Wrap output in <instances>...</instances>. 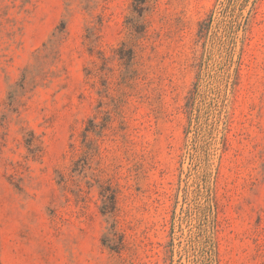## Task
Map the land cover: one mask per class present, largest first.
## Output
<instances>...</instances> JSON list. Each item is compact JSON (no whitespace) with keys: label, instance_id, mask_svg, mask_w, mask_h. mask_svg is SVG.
<instances>
[{"label":"rangeland","instance_id":"1","mask_svg":"<svg viewBox=\"0 0 264 264\" xmlns=\"http://www.w3.org/2000/svg\"><path fill=\"white\" fill-rule=\"evenodd\" d=\"M132 10L0 0L1 264H264V0Z\"/></svg>","mask_w":264,"mask_h":264},{"label":"trees","instance_id":"2","mask_svg":"<svg viewBox=\"0 0 264 264\" xmlns=\"http://www.w3.org/2000/svg\"><path fill=\"white\" fill-rule=\"evenodd\" d=\"M146 4L147 0H133V13L134 16L131 19V23L133 24L134 27L137 28L138 25H140V20L143 17L145 11H146ZM65 27H63V31L60 30L59 33L64 32ZM102 197L104 198V206L102 208V212L108 213L112 212V209L114 210L115 208V194L112 193L110 189H105L101 193ZM1 264V262H0Z\"/></svg>","mask_w":264,"mask_h":264}]
</instances>
